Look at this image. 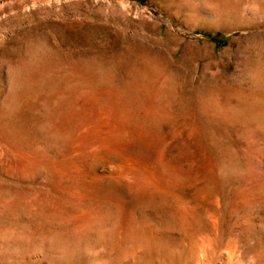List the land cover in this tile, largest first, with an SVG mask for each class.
Segmentation results:
<instances>
[{
	"label": "rangeland",
	"instance_id": "rangeland-1",
	"mask_svg": "<svg viewBox=\"0 0 264 264\" xmlns=\"http://www.w3.org/2000/svg\"><path fill=\"white\" fill-rule=\"evenodd\" d=\"M218 1L0 0V264H264V15ZM100 107L169 192L65 157L66 108Z\"/></svg>",
	"mask_w": 264,
	"mask_h": 264
},
{
	"label": "bare ground",
	"instance_id": "bare-ground-1",
	"mask_svg": "<svg viewBox=\"0 0 264 264\" xmlns=\"http://www.w3.org/2000/svg\"><path fill=\"white\" fill-rule=\"evenodd\" d=\"M232 0H219L217 3L220 5H218V7H220L221 10H223V12H229V10H235L236 12L238 11L240 14L250 17L249 19H253V18H260L261 16L264 15V0H233L235 2H230ZM210 14V13H209ZM263 18V17H261ZM23 63V62H22ZM21 64V63H20ZM33 64V63H31ZM18 65V64H17ZM24 65V64H23ZM34 66V65H33ZM38 66V65H37ZM43 66V65H42ZM46 66V65H45ZM44 66V67H45ZM36 67V66H35ZM39 67V66H38ZM49 67V65L47 66ZM19 68V67H18ZM33 68V67H32ZM53 68V67H52ZM148 68V67H147ZM44 70V69H43ZM134 70V69H133ZM137 70V69H136ZM40 71V70H39ZM46 71V70H45ZM51 71V70H50ZM79 71V70H78ZM150 71V70H148ZM156 71V69H155ZM44 72V71H43ZM55 72V70H54ZM132 72V71H131ZM134 72V71H133ZM146 72V71H145ZM24 73V72H23ZM49 73V72H48ZM83 73V72H82ZM147 73V72H146ZM40 74V73H38ZM46 74V73H45ZM88 74V73H87ZM148 74V73H147ZM146 74V75H147ZM69 75V74H68ZM81 75V74H80ZM152 75V74H151ZM154 75V74H153ZM163 75V74H162ZM72 76V75H71ZM77 76V75H76ZM43 77V76H42ZM122 77V76H121ZM126 77V76H125ZM152 77V76H151ZM154 77V76H153ZM162 77V76H161ZM32 78V77H31ZM85 78V77H84ZM128 78V76H127ZM144 78V77H143ZM146 78V77H145ZM148 79V78H147ZM146 79V80H147ZM37 80V79H36ZM43 80V79H42ZM109 80V79H108ZM165 80V79H164ZM105 81V80H104ZM107 81V80H106ZM118 81V80H117ZM138 81V80H137ZM144 81V80H143ZM153 81V80H152ZM155 81V79H154ZM64 82V81H63ZM102 82V81H101ZM108 82V81H107ZM111 82V81H110ZM121 82V81H120ZM125 82V81H124ZM171 82V81H170ZM58 83V82H57ZM66 83V82H65ZM79 83V82H78ZM109 83V82H108ZM107 83V84H108ZM123 83V82H122ZM164 83V82H163ZM46 84V83H45ZM63 84V83H62ZM83 84V83H82ZM90 84V83H89ZM113 84V83H112ZM135 84V83H134ZM138 84V83H136ZM140 84V83H139ZM157 84V83H156ZM159 84V83H158ZM24 85V83H23ZM118 85V84H117ZM146 85V84H144ZM56 86V85H55ZM77 86V85H76ZM79 86V85H78ZM109 86V85H108ZM114 86V85H113ZM121 86V85H120ZM173 86V85H172ZM37 87V86H36ZM54 87V86H53ZM103 87V86H102ZM142 87V86H141ZM145 87V86H144ZM41 88V87H40ZM45 88V87H44ZM49 88V87H48ZM59 88V87H58ZM120 88V87H119ZM118 88V89H119ZM81 89V87L79 88ZM107 89V88H106ZM110 89V88H109ZM116 89V87H115ZM142 89V88H141ZM144 89V88H143ZM161 89V87H160ZM47 90V89H46ZM124 90V89H123ZM137 90V89H136ZM162 90V89H161ZM172 90V89H171ZM170 90V91H171ZM61 91V90H60ZM130 91V90H129ZM156 91V90H155ZM38 92V91H37ZM48 92V91H47ZM54 92V91H53ZM87 92V91H86ZM102 92V91H101ZM113 92V91H112ZM119 92V91H118ZM121 92V91H120ZM147 92V91H146ZM160 92V91H159ZM169 92V91H168ZM44 93V92H43ZM108 93V92H107ZM173 93V92H172ZM27 94V93H26ZM45 94H47L45 92ZM63 94V93H62ZM80 94V91H79ZM111 94V93H110ZM114 94V93H113ZM124 94V93H123ZM161 94V93H160ZM165 94V93H164ZM36 95V94H35ZM41 95V94H40ZM72 95V94H70ZM135 95V94H134ZM159 95V93H158ZM162 95V94H161ZM179 95V93H178ZM95 96V95H94ZM100 96V95H98ZM108 96V95H106ZM118 96V94H117ZM160 96V95H159ZM180 96V95H179ZM25 97V96H24ZM29 97V96H28ZM62 97V95H61ZM83 97V96H82ZM103 97V96H102ZM111 97V96H110ZM126 97V96H125ZM139 97V95H138ZM143 97V96H142ZM151 97V96H150ZM171 97V96H170ZM178 97V96H177ZM40 98V97H39ZM119 98V97H117ZM134 98V97H133ZM155 98V97H154ZM160 98V97H159ZM31 99V98H30ZM74 99V98H73ZM86 99V98H85ZM175 99V98H174ZM183 99V97H182ZM40 100V99H39ZM50 100V99H49ZM100 100V99H99ZM113 100V99H112ZM125 100V99H124ZM145 100V99H144ZM162 100V99H161ZM169 100V99H168ZM165 100V101H168ZM176 100V99H175ZM178 100V99H177ZM34 101V100H33ZM65 101V100H64ZM81 101V99H80ZM109 102V100H107ZM111 101V100H110ZM139 101V100H138ZM143 101V100H142ZM152 101V99L150 100ZM149 101V102H150ZM157 101V100H156ZM215 101V99H214ZM41 102V101H40ZM63 102V101H62ZM93 102V101H92ZM121 102V101H120ZM144 102V101H143ZM147 102V101H146ZM65 103V102H64ZM105 103V102H104ZM133 103V102H132ZM140 103V102H139ZM152 103V102H151ZM169 103V102H168ZM219 103V102H216ZM215 103V104H216ZM20 104V103H19ZM98 104V103H96ZM108 104V103H107ZM106 104V105H107ZM142 104V103H141ZM153 104V103H152ZM172 104V103H171ZM184 104V103H183ZM64 105V104H63ZM68 105V104H66ZM101 105V104H99ZM110 105V103H109ZM112 105V103H111ZM151 105V104H150ZM57 106V104H56ZM86 106V104H85ZM153 106V105H152ZM159 106V105H158ZM157 106V107H158ZM216 106V105H214ZM45 107V106H44ZM66 107V106H65ZM70 107V105L68 106ZM105 107V106H104ZM123 107V106H122ZM143 107V106H142ZM161 107V106H160ZM64 108V107H63ZM134 108V107H133ZM144 108V107H143ZM164 108V107H163ZM215 108V107H214ZM230 108V107H229ZM114 109V108H113ZM155 109V107H154ZM193 109V108H192ZM211 109V108H210ZM18 110V109H17ZM65 110V109H64ZM95 110V108L93 109ZM108 110V109H107ZM105 110V108L101 107L97 110H95V112L92 113L91 110H80L81 112H77V110L74 112L72 110H70L69 108H66L65 110V114L63 115L64 118H61V125L63 126V128H65L64 130L69 131L68 134H70V138H69V151L68 153L65 155V157L68 158V156H70L69 158L71 159V156H76L78 158L77 161H79L80 159H91V158H99L101 157L98 156L99 153H110V152H118L119 156H118V162L116 165L110 166L108 167L106 170L107 172L111 173V177L114 179H121L122 182H126V184L128 186H130V188L132 187H136V190H140L142 187L146 188L147 190L151 191H158V192H163L166 189H168L169 184L173 181H171L172 179V175L171 173V169L170 167L167 166V164L165 163V160H163L164 158H162L160 154H157L159 157H161L162 159H160L157 155H156V159L157 157L159 158L158 160H156V162L154 163V160H148L143 158L142 156L134 153V152H130V151H125L123 150L124 148L121 147L122 145H120L121 142V133L123 131V118H124V113L122 109H117L115 111H108ZM126 110V109H125ZM173 110V109H172ZM177 110V109H176ZM139 111V109H138ZM145 111V110H143ZM152 111V110H151ZM185 111V110H184ZM217 111V110H216ZM219 111V110H218ZM228 111V110H227ZM77 112V113H76ZM112 112V113H111ZM149 112V111H148ZM153 112V111H152ZM163 112V111H162ZM167 112V111H166ZM191 112V111H189ZM42 113V112H41ZM58 113V111H57ZM151 113V112H150ZM185 113V112H184ZM188 113V111H187ZM196 113V112H195ZM230 113V112H229ZM264 113V112H263ZM47 114V113H46ZM174 114V112H173ZM180 114V113H179ZM50 115V114H49ZM62 115V114H61ZM160 115V114H159ZM168 115V114H167ZM171 115V114H170ZM177 115V114H176ZM264 115V114H263ZM13 116V114H12ZM163 116V115H162ZM188 116V115H187ZM32 117V116H31ZM49 117V116H48ZM62 117V116H61ZM145 117V116H144ZM160 117V116H159ZM184 117V116H183ZM205 117V116H204ZM261 117V116H260ZM38 118V117H37ZM127 119V117H125ZM200 118V117H199ZM210 118V117H209ZM256 118V117H254ZM14 119V118H13ZM41 119V118H40ZM50 119V118H49ZM165 119V117H164ZM180 119V118H179ZM197 119V118H196ZM202 119V118H201ZM262 119V118H261ZM42 120V119H41ZM129 120V119H128ZM147 120V119H146ZM171 120V119H170ZM193 120V119H192ZM24 121V120H23ZM40 121V120H39ZM38 121V122H39ZM135 121V120H134ZM141 121V120H140ZM164 121V120H163ZM169 121V120H168ZM181 121V120H180ZM215 121V120H213ZM42 122V121H41ZM131 122V121H129ZM154 122V121H152ZM151 122V123H152ZM161 122V121H160ZM167 122V121H166ZM176 122V121H175ZM187 122V121H186ZM185 122V123H186ZM191 122V121H190ZM197 122V121H196ZM50 123V122H49ZM179 123V122H177ZM218 123V121H217ZM229 123V122H227ZM129 124V123H128ZM127 124V125H128ZM137 124V123H136ZM195 124V123H194ZM205 123H203L204 125ZM151 125V124H150ZM175 125V123H174ZM173 125V126H174ZM199 125V124H197ZM221 125V124H220ZM61 126V127H62ZM201 126V125H200ZM2 127V126H1ZM17 127V126H16ZM26 127V126H25ZM28 127V125H27ZM50 127V126H49ZM138 127V126H137ZM141 127V126H139ZM150 127V126H149ZM156 127V126H155ZM160 127V126H159ZM184 127V126H183ZM199 127V126H198ZM204 127V126H203ZM217 127V126H216ZM232 127V125H231ZM125 128V127H124ZM136 128V127H135ZM148 128V127H147ZM186 128V126H185ZM214 128V127H213ZM218 128V127H217ZM16 129V128H15ZM137 129V128H136ZM161 129V128H160ZM177 129V128H176ZM215 129V128H214ZM220 129V128H218ZM217 129V130H218ZM222 129V128H221ZM27 130V129H26ZM125 131V130H124ZM136 131V130H135ZM152 131V130H151ZM177 131V130H175ZM222 131V130H221ZM35 132V131H34ZM50 132V131H49ZM144 132V131H142ZM153 132V131H152ZM162 132V131H161ZM27 133V132H26ZM52 133V132H51ZM191 133V132H190ZM2 134V133H1ZM135 134V133H134ZM175 134V133H174ZM185 134V133H184ZM197 134V133H196ZM20 135V134H19ZM123 135V134H122ZM153 135V134H152ZM173 135V134H172ZM177 135V134H176ZM201 135V134H199ZM198 135V136H199ZM32 136V135H31ZM140 136V134H139ZM155 136V135H154ZM185 136V135H184ZM141 137V136H140ZM149 137V136H148ZM175 137V136H173ZM190 137V136H189ZM6 138V137H5ZM127 138V137H126ZM130 138V137H129ZM135 138V137H134ZM151 138V137H150ZM159 138V137H158ZM161 138V137H160ZM177 138V137H176ZM205 137H203L202 139H204ZM146 139V138H145ZM148 139V138H147ZM133 140V139H132ZM131 141V140H130ZM160 141H162L160 139ZM168 141V140H167ZM176 141V140H175ZM123 142V141H122ZM135 142V141H134ZM166 142V141H165ZM184 142V141H183ZM186 142V141H185ZM47 143V142H46ZM125 143V142H123ZM121 143V144H123ZM143 143V142H142ZM150 143V142H148ZM130 144V143H129ZM180 144V143H179ZM217 144V143H216ZM21 145V144H20ZM138 145V144H136ZM67 146V145H66ZM124 146V145H123ZM140 146V145H139ZM165 146V145H164ZM201 146V145H200ZM208 146V144H207ZM17 147V146H16ZM154 147V145H153ZM210 147V146H209ZM11 148V147H10ZM37 148V147H36ZM16 149V148H15ZM63 149V148H62ZM157 149V148H156ZM207 149V148H206ZM219 149V148H218ZM216 149V150H218ZM147 150V147H146ZM151 150V149H150ZM56 151V150H55ZM59 151V150H58ZM153 151V150H152ZM163 151V150H162ZM185 151V150H184ZM213 152V151H212ZM207 153V152H206ZM216 153V152H215ZM223 153V152H222ZM112 154V153H111ZM165 154V153H163ZM188 154V153H187ZM204 154V153H203ZM210 154V153H209ZM118 155V154H117ZM62 156V155H61ZM104 156V154H103ZM109 156V155H108ZM204 156V155H203ZM114 157V156H113ZM211 157V156H210ZM109 158V157H108ZM107 158V159H108ZM112 158V157H111ZM175 158V157H173ZM221 158V157H220ZM35 159V158H34ZM42 159V158H41ZM69 159V160H70ZM75 159V158H74ZM73 159V160H74ZM154 159V158H153ZM185 159V158H184ZM29 160V158H28ZM67 160V159H66ZM178 160V159H177ZM212 160V159H211ZM16 161V160H15ZM37 161V160H36ZM36 161H34L33 163H35ZM87 161V160H84ZM108 161V160H107ZM110 161V160H109ZM14 162V160H13ZM70 162V161H69ZM73 162V161H72ZM96 162V161H95ZM102 162V161H101ZM167 162V161H166ZM208 162V161H207ZM212 162V161H211ZM68 163V161H67ZM66 163V164H67ZM206 163V162H205ZM39 164V163H37ZM74 164V163H73ZM82 164V163H81ZM91 164V163H90ZM190 164V163H189ZM71 165V164H70ZM84 166V165H83ZM90 166V165H88ZM101 166V165H100ZM211 166V165H210ZM96 167V166H95ZM192 167V166H191ZM57 168V167H56ZM174 168V167H172ZM17 169V168H15ZM64 169V167L62 168ZM96 169V168H95ZM170 169V170H169ZM214 169V168H213ZM216 169V168H215ZM222 170V168H221ZM15 171V170H14ZM84 171V170H83ZM182 171V169H181ZM206 172V171H205ZM215 172V171H214ZM224 172V171H223ZM13 173V172H12ZM67 173V172H66ZM200 173V172H199ZM209 173V172H208ZM225 173V172H224ZM15 174V173H14ZM17 174V173H16ZM63 174V171H62ZM65 174V173H64ZM63 174V175H64ZM78 174V173H76ZM20 175V174H19ZM57 175V174H56ZM213 175V174H212ZM217 175V174H216ZM93 176V175H92ZM176 176V175H175ZM203 176V175H202ZM210 176V175H209ZM218 177V176H217ZM60 178V177H59ZM69 178V177H68ZM102 178V177H101ZM110 178V177H109ZM108 178V179H109ZM176 178V177H175ZM67 179V178H66ZM72 179V177H71ZM212 179V178H211ZM70 180V179H69ZM74 180V179H73ZM117 180V181H118ZM71 181V180H70ZM101 181V180H100ZM119 180V182H121ZM188 181V180H187ZM63 182V181H62ZM61 182V183H62ZM98 182V181H97ZM192 182V181H191ZM96 183V182H95ZM105 183V182H104ZM114 183V182H113ZM118 183V182H117ZM184 182H182L183 184ZM187 183V182H185ZM190 184V183H189ZM195 184V183H194ZM67 185V184H66ZM64 185V186H66ZM120 185V183H119ZM188 185V184H187ZM211 186V185H209ZM60 187V186H59ZM62 187V186H61ZM69 187V186H68ZM93 187V186H92ZM139 187V189H138ZM141 187V188H140ZM45 189V188H44ZM68 189V188H67ZM75 190V189H74ZM82 190V189H81ZM135 190V189H134ZM198 190V189H197ZM42 191V190H41ZM123 191V190H122ZM168 190H166L167 192ZM214 191V190H212ZM216 191V190H215ZM38 192V191H37ZM40 192V191H39ZM117 192V191H116ZM135 192V191H134ZM157 192V193H158ZM169 192V191H168ZM218 192V191H217ZM58 193V192H57ZM77 193V192H76ZM153 193V192H152ZM215 193V192H214ZM39 194V193H38ZM46 194V193H45ZM60 194V193H59ZM80 194V192H79ZM103 194V193H102ZM144 194V193H143ZM206 194V193H204ZM26 195V194H25ZM82 195V194H81ZM219 195V194H218ZM33 196V195H32ZM36 196V195H35ZM63 196V195H62ZM94 196V194H93ZM123 196V195H122ZM201 196V194H200ZM41 197V196H40ZM57 196H55L56 198ZM64 197V196H63ZM62 197V199H63ZM72 197V196H71ZM92 197V196H91ZM107 197V196H106ZM112 197V196H111ZM118 197V196H117ZM208 197V196H207ZM29 198V197H28ZM27 198V199H28ZM46 198V197H45ZM67 198V197H66ZM81 198V197H80ZM99 198V197H98ZM204 198V197H203ZM26 199V200H27ZM32 199V197H31ZM58 199V198H57ZM61 199V198H60ZM108 199V198H107ZM14 200V199H13ZM25 200V201H26ZM96 200V198H95ZM98 200V199H97ZM36 201V200H35ZM67 201V200H66ZM78 201V200H76ZM190 201V200H189ZM7 202V201H6ZM63 202V201H62ZM186 202V201H185ZM3 203V202H2ZM52 203V202H51ZM72 203V202H71ZM81 203V202H80ZM152 203V202H151ZM194 203V202H193ZM10 204V203H9ZM40 204V203H39ZM42 204L43 200H42ZM56 204V202L54 203ZM66 204V203H65ZM70 204V203H69ZM147 204V203H146ZM192 204V203H191ZM61 205V204H60ZM106 205V203H105ZM154 205V204H153ZM8 206V205H7ZM12 206V205H11ZM27 206V205H26ZM47 206V205H46ZM66 206V205H65ZM75 206V205H74ZM121 206V205H120ZM196 206V205H195ZM43 208L45 206H42ZM48 207V206H47ZM63 207V206H62ZM76 207H79L78 205ZM105 207V206H104ZM147 207V206H146ZM186 207V205H185ZM184 207V208H185ZM198 207V206H197ZM214 207V206H213ZM113 208V207H112ZM150 208V207H149ZM147 208V209H149ZM33 209V208H32ZM39 209V208H38ZM47 209V208H46ZM67 209V208H66ZM193 209V208H192ZM196 209V208H195ZM60 210V208H59ZM72 210H74L72 208ZM107 210V209H106ZM165 210V209H164ZM212 210V209H211ZM54 211V210H53ZM64 211V210H63ZM180 211V210H179ZM217 211V210H216ZM219 211V210H218ZM24 212V211H23ZM59 212V211H58ZM182 212V211H181ZM191 212V211H190ZM199 212V211H198ZM212 212V211H211ZM32 213V212H31ZM56 213V212H55ZM62 213V212H61ZM196 213V212H195ZM45 214V213H44ZM65 214V213H64ZM216 214V213H215ZM17 215V214H16ZM57 215V214H56ZM201 215V213H200ZM214 215V214H213ZM18 216V215H17ZM59 216V215H58ZM56 216V217H58ZM199 216V215H197ZM217 216V215H216ZM53 217V216H52ZM60 217V216H59ZM202 217V216H201ZM45 218V217H44ZM55 218V217H54ZM53 218V219H54ZM121 218V217H120ZM185 218V217H184ZM56 219V218H55ZM188 219V218H187ZM48 220V219H47ZM163 220V219H162ZM168 221V220H167ZM203 221V220H202ZM49 222V221H48ZM55 222V221H54ZM61 222V221H60ZM164 222V221H163ZM197 222V221H196ZM201 222V221H200ZM205 222V221H204ZM58 223V221H57ZM162 223V222H161ZM200 224V223H199ZM58 225V224H57ZM138 225V224H137ZM98 226V225H97ZM120 226V225H119ZM146 226V225H145ZM175 226V225H174ZM177 226V225H176ZM78 227V226H77ZM92 227V226H91ZM76 228V227H75ZM88 228V227H87ZM102 228V227H101ZM131 228V227H130ZM95 229V228H93ZM98 229V228H97ZM162 229V228H161ZM69 230V229H67ZM72 230V229H71ZM107 230V229H106ZM203 230V229H202ZM66 231V230H65ZM60 232V231H59ZM87 232V231H86ZM54 233V232H53ZM57 233V232H56ZM61 233V232H60ZM88 233V232H87ZM170 233V232H169ZM69 234V233H68ZM122 234V233H121ZM127 234V233H126ZM144 236V235H143ZM171 237V236H170ZM75 238V237H74ZM96 238V237H95ZM113 238V237H112ZM155 238V237H154ZM63 240V239H62ZM70 240V239H69ZM104 241V240H103ZM122 242V241H121ZM164 242V241H163ZM155 245V244H154ZM115 246V245H114ZM146 246V245H145ZM130 247V246H129ZM117 248V247H116ZM156 249V248H155ZM132 250V249H131ZM116 253V252H115Z\"/></svg>",
	"mask_w": 264,
	"mask_h": 264
}]
</instances>
